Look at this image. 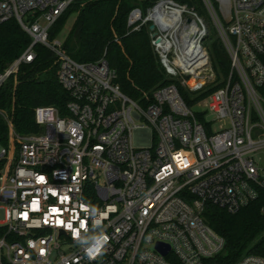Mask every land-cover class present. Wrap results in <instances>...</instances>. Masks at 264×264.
I'll use <instances>...</instances> for the list:
<instances>
[{
    "label": "built area",
    "instance_id": "built-area-1",
    "mask_svg": "<svg viewBox=\"0 0 264 264\" xmlns=\"http://www.w3.org/2000/svg\"><path fill=\"white\" fill-rule=\"evenodd\" d=\"M201 1L231 68L195 110L182 90L202 93L215 75L208 22L188 5L159 0L146 13L136 7L129 14V33L148 27L174 82L142 105L121 91L105 58L80 63L51 40L77 0H0V25L15 20L31 39L0 72V90L17 82L41 45L54 54L69 95L64 112L35 110L38 133L20 137L11 122L8 146L0 142V264H208L226 250L206 222L207 208L236 214L264 193L255 157L264 149V0ZM82 202L97 207L95 219L110 238L96 261L66 227L79 230L84 221L92 229ZM236 264L264 258L249 254Z\"/></svg>",
    "mask_w": 264,
    "mask_h": 264
},
{
    "label": "trees",
    "instance_id": "trees-1",
    "mask_svg": "<svg viewBox=\"0 0 264 264\" xmlns=\"http://www.w3.org/2000/svg\"><path fill=\"white\" fill-rule=\"evenodd\" d=\"M157 1L77 0L52 29L51 40L61 32L72 15L69 11L75 9L78 18L64 44L65 53L80 63H93L105 58L117 73L115 83L121 91L144 105L156 89L174 83L152 48L148 27L129 33L130 12L140 7L146 13ZM176 1L195 9L209 25L210 18L201 0ZM209 32L205 46L210 52L219 84L200 94L194 102H187L190 105L220 89L224 85L221 80H225L230 73L231 64L226 49L219 38L211 39L210 28ZM30 44L31 39L15 20L1 24L0 72L8 68ZM35 51L36 60L20 68L16 85L11 79L0 90V111L13 110L14 129L20 137L39 132L35 121L37 108L55 106L64 112L69 101L68 93L57 79L54 54L41 45L36 46ZM184 98L187 101V97ZM198 118L204 121L203 114H198ZM8 140L9 127L0 116V142L7 145ZM205 219L226 241V250L208 264H236L249 254L264 258V193L236 214L209 206Z\"/></svg>",
    "mask_w": 264,
    "mask_h": 264
},
{
    "label": "clouds",
    "instance_id": "clouds-1",
    "mask_svg": "<svg viewBox=\"0 0 264 264\" xmlns=\"http://www.w3.org/2000/svg\"><path fill=\"white\" fill-rule=\"evenodd\" d=\"M80 208L86 215L93 217L92 229L86 227V222L82 221L79 230L72 227L71 223L67 224V229L71 230L73 240L83 248L84 254L89 261H96L106 253L110 238L107 235L99 219H95L98 213L96 206L81 203ZM83 231V235L81 234ZM31 246V244H30ZM43 254V250L41 251Z\"/></svg>",
    "mask_w": 264,
    "mask_h": 264
},
{
    "label": "rangeland",
    "instance_id": "rangeland-1",
    "mask_svg": "<svg viewBox=\"0 0 264 264\" xmlns=\"http://www.w3.org/2000/svg\"><path fill=\"white\" fill-rule=\"evenodd\" d=\"M74 10L73 11H71V10L69 11V13H71L72 15L68 18V20H67L65 26L63 27V29L61 30V32L58 33V35L55 37V39L59 40L63 44L66 43V41H67V39L69 37V34L72 31V28L74 27V25H75V23L77 21V18H78V15H77V13H75L76 11H74ZM209 28L211 29V39L219 38L218 33H217L213 23L211 22V20H210V23H209ZM213 72H214V75H215V79L205 86V88L203 89L202 93L195 94V93H190V92L183 91V94L187 97V101L186 102H194V100L200 94L209 92L210 89H212L213 87H216L219 84V82H218V79H219L218 78V74L216 73V71L214 69V66H213ZM221 78H223V77H221ZM222 82H224V79H222L220 83H222ZM16 83L17 82H15V85H16ZM184 95H183V97H185ZM188 105H189L190 108L195 109V110L200 108V107H197V102L195 104L193 103L192 105H190L188 103ZM0 116L4 120H6V122L8 124V127H10L11 122L13 123V116H14L13 115V110H11V112L0 111ZM219 129H220V124H217L214 127V130L215 131H219ZM8 144H9V141H8L6 146H8ZM255 157H256V161H257V164H258L259 168L264 170V149L262 151L258 152ZM4 220H5V213H4L3 210H0V221L4 222Z\"/></svg>",
    "mask_w": 264,
    "mask_h": 264
},
{
    "label": "water",
    "instance_id": "water-1",
    "mask_svg": "<svg viewBox=\"0 0 264 264\" xmlns=\"http://www.w3.org/2000/svg\"><path fill=\"white\" fill-rule=\"evenodd\" d=\"M150 30L153 31V30H154V27L151 26ZM158 249H159L160 251H162V253H164V254H167L168 251H169L168 248H167V249H164V247H163L162 245H158Z\"/></svg>",
    "mask_w": 264,
    "mask_h": 264
}]
</instances>
